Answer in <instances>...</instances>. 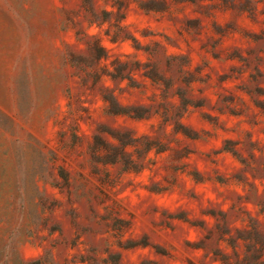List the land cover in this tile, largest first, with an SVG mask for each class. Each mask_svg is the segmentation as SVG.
Returning <instances> with one entry per match:
<instances>
[{"label":"rangeland","instance_id":"374dc122","mask_svg":"<svg viewBox=\"0 0 264 264\" xmlns=\"http://www.w3.org/2000/svg\"><path fill=\"white\" fill-rule=\"evenodd\" d=\"M0 264H264V0H0Z\"/></svg>","mask_w":264,"mask_h":264}]
</instances>
